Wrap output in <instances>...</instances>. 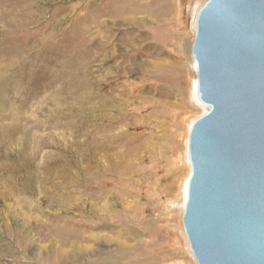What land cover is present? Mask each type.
Masks as SVG:
<instances>
[{
    "label": "rangeland",
    "instance_id": "obj_1",
    "mask_svg": "<svg viewBox=\"0 0 264 264\" xmlns=\"http://www.w3.org/2000/svg\"><path fill=\"white\" fill-rule=\"evenodd\" d=\"M206 1L0 0V264H68L63 249L117 264L124 221L125 243L155 223L137 260L198 264L182 219L189 132L208 109L191 56ZM120 5L130 24L112 22ZM66 49L85 59L75 94L76 70L40 68Z\"/></svg>",
    "mask_w": 264,
    "mask_h": 264
},
{
    "label": "water",
    "instance_id": "obj_2",
    "mask_svg": "<svg viewBox=\"0 0 264 264\" xmlns=\"http://www.w3.org/2000/svg\"><path fill=\"white\" fill-rule=\"evenodd\" d=\"M191 56L183 230L198 264H264V0H207Z\"/></svg>",
    "mask_w": 264,
    "mask_h": 264
},
{
    "label": "bare ground",
    "instance_id": "obj_3",
    "mask_svg": "<svg viewBox=\"0 0 264 264\" xmlns=\"http://www.w3.org/2000/svg\"><path fill=\"white\" fill-rule=\"evenodd\" d=\"M117 3H122V1L123 0H112V5H116V2ZM110 4V7L109 6H107V8L108 9H110L111 7H112V5ZM116 7H118V6H116ZM110 12H112L111 13V16L112 17H115L114 18V20H112V22H114L115 24H121V23H124V25H125V23H129L130 22V19H129V17H126V15H123V11H125V10H123L122 11V7H121V5L119 6V8H116L115 9V7H114V9L113 10H109ZM108 11V12H109ZM122 11V12H121ZM105 13H107V9H106V12ZM119 18V20L118 19H116V18ZM94 20V19H93ZM111 22V23H112ZM102 23H108V20H106V19H104L103 21H102ZM131 23V22H130ZM129 23V24H130ZM113 24V23H112ZM113 26V25H112ZM109 27V26H108ZM159 33V32H158ZM120 41L121 42H125V41H127V43H128V38H125V37H121L120 38ZM126 48V47H125ZM16 49V48H15ZM68 51V49H66V50H64L62 53H61V56L62 57H64V58H67V61L66 62H58V61H55V60H53V59H50V60H48V61H45V64H40V68H41V71H43V72H45V70L46 69H48V68H50V67H54L55 69L57 68V67H60L62 70H64L65 71V73L66 74H68V73H71V69H73V70H76L77 71V73L76 74H78V75H80V79L79 78H76V79H74L73 80V82H74V84H75V88H73L72 86H71V84H70V86H71V90H69V91H71V93L72 94H75L76 92H81L82 90H83V88H84V84L86 83L87 84V80L85 79V77L82 75V71H83V69L85 68V59H84V56L82 55V54H80V53H78V52H74V53H72V52H67ZM72 53V54H71ZM105 53V52H104ZM71 54V55H70ZM148 55V54H147ZM3 58V57H2ZM120 63H119V67L120 66H122V64H123V62H124V60L121 62V61H119ZM143 62V61H142ZM132 63V62H131ZM156 63V62H155ZM151 64V63H150ZM158 64V63H157ZM194 64H195V62H194ZM122 69H126V66L124 65V66H122ZM24 71V70H23ZM63 71V72H64ZM15 73V72H14ZM18 73V72H17ZM16 74V73H15ZM14 74V75H15ZM82 75V76H81ZM14 78V77H13ZM6 80V79H5ZM7 80H8V78H7ZM4 81V80H3ZM9 81V80H8ZM7 81V82H8ZM3 83V82H2ZM10 83V82H9ZM12 83V82H11ZM10 83V84H11ZM2 85V84H1ZM10 87V86H9ZM8 88V87H7ZM11 88V87H10ZM59 88V87H58ZM196 88H197V78H196ZM12 89V88H11ZM6 90V88L4 87V89L2 88V87H0V101H1V97L4 95V91ZM13 90H14V88H13ZM60 91H63V87L62 88H60ZM84 95V94H83ZM86 97V96H85ZM78 100V99H77ZM87 102V101H86ZM81 104V103H80ZM203 104V103H202ZM204 105V107H208V106H206L205 104H203ZM85 107V106H84ZM81 108V107H80ZM208 110V109H207ZM206 110V111H207ZM60 140V139H59ZM48 141V140H47ZM41 142H43V141H41ZM40 142V143H41ZM50 142V141H49ZM38 144V143H37ZM43 144V143H42ZM36 145V144H35ZM74 145V144H73ZM159 150H160V152H162V150H163V147L162 146H160L159 148H158ZM136 152V151H135ZM33 155V154H32ZM35 156H37V155H35ZM190 171H191V168H189V170H188V176H187V181H188V178H189V175H190ZM44 184V183H43ZM3 190V189H2ZM185 195H186V189H185ZM185 200H186V196H185ZM110 201V200H109ZM137 202V201H136ZM126 203V202H125ZM130 204V203H129ZM111 205V204H110ZM113 205V204H112ZM126 205V204H125ZM137 205V204H136ZM108 206V205H107ZM106 206V207H107ZM10 207V206H9ZM113 207V206H112ZM128 207V206H127ZM134 207H135V205H134ZM138 207V206H137ZM140 208H141V206H139ZM130 208V207H129ZM104 209V208H103ZM102 209V210H103ZM132 210H133V208H132ZM6 211V210H5ZM136 211V210H135ZM130 215V214H129ZM116 216V215H115ZM133 216V214L130 216V217H132ZM123 222V221H122ZM124 223H126L127 224V226L126 225H124L123 223V225L124 226H122L119 230H118V235H119V237L120 238H123L124 239V241H119L117 244H116V246H118V247H120V250H121V253L120 252H118L117 254H116V256H115V260H116V263L117 264H123V262L120 260H118V259H127L128 260V262H130V263H133V262H137V264H151L150 262H149V258H147V260H146V258H138V260H137V252H141V253H144L145 251H146V249H144V248H142L141 247V245L140 244H142V243H144V242H146L148 239V237H150V238H152L153 236H154V234H155V232H154V224L155 223H152V224H150V225H146V226H141L140 227V229H138V231L141 233V235H142V237L140 238V236L141 235H139L138 237H137V241L135 242V243H128V242H126L125 243V240L127 241V240H130L131 239V235H130V233H129V225H128V221L126 222V221H124ZM126 226V227H125ZM37 227V226H36ZM103 227V226H102ZM64 228H66V227H64ZM35 229V228H34ZM84 230V229H83ZM25 232V231H24ZM60 233V232H59ZM58 233V234H59ZM24 234V233H23ZM32 234V233H31ZM29 235H30V233H29ZM37 235V234H36ZM21 236V235H20ZM33 236V235H32ZM75 236V235H74ZM98 237V236H97ZM96 237V238H97ZM106 237V236H105ZM104 237V238H105ZM118 238V237H117ZM119 239V238H118ZM18 240H19V238H18ZM109 240V239H108ZM21 242V241H20ZM29 242V241H28ZM33 242V241H32ZM117 242V241H116ZM24 244V243H23ZM65 244V243H64ZM159 247H161V246H156V248H159ZM23 248V247H22ZM12 249V248H11ZM69 250H71V249H69ZM73 250V249H72ZM23 251V250H22ZM58 255H57V257L54 259V261H63L64 263H70V264H86V263H84V262H82V261H80V254H78V253H74V254H71V253H69L68 254V251H65L64 249L63 250H61L59 253H57ZM84 254V253H83ZM96 254V253H95ZM39 255V254H38ZM55 255V254H54ZM140 256H141V254H140ZM109 258H111L110 256H107V257H103L101 260H100V264H106V263H104L105 261H108V259ZM116 258H118V259H116ZM123 259V260H124ZM151 259V258H150ZM112 260V259H111ZM110 260V261H111ZM115 260H114V262H115ZM137 260V261H136ZM119 261V262H118Z\"/></svg>",
    "mask_w": 264,
    "mask_h": 264
}]
</instances>
